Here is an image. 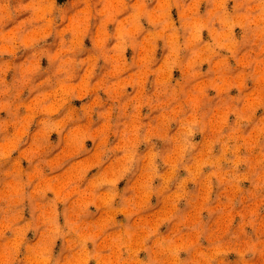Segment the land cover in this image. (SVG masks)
Masks as SVG:
<instances>
[{"label": "clouds", "instance_id": "obj_1", "mask_svg": "<svg viewBox=\"0 0 264 264\" xmlns=\"http://www.w3.org/2000/svg\"><path fill=\"white\" fill-rule=\"evenodd\" d=\"M0 264H264V0H0Z\"/></svg>", "mask_w": 264, "mask_h": 264}, {"label": "rangeland", "instance_id": "obj_2", "mask_svg": "<svg viewBox=\"0 0 264 264\" xmlns=\"http://www.w3.org/2000/svg\"><path fill=\"white\" fill-rule=\"evenodd\" d=\"M64 2V0H58V3H63ZM202 10H203V7H202ZM173 15L175 16V11L173 10ZM238 31V30H237ZM204 36H205V38L207 37V34L206 33H204ZM49 40L51 41V37L49 38ZM85 45L86 46H88V47H90L91 46V42H90V40H88L87 38L85 39ZM126 55H131V50H128V52H126ZM158 55H159V50H158ZM41 63H42V66H46V63H47V61H46V59H43L42 61H41ZM206 67V66H205ZM179 75V73L178 72H174V76H178ZM130 90V89H129ZM234 91V90H233ZM74 104L76 105V106H79V101H74ZM52 139L53 140H55L56 139V136H55V133H53L52 134ZM197 139H199V137H197ZM86 145L87 146H89V147H91V141H86ZM123 181H121L120 182V184H119V186L120 187H123ZM118 219H121L122 217H117ZM163 230V229H162ZM29 235H31V233H29Z\"/></svg>", "mask_w": 264, "mask_h": 264}]
</instances>
